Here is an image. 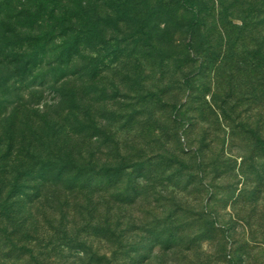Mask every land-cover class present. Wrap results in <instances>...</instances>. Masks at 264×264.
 <instances>
[{
    "label": "rangeland",
    "instance_id": "1",
    "mask_svg": "<svg viewBox=\"0 0 264 264\" xmlns=\"http://www.w3.org/2000/svg\"><path fill=\"white\" fill-rule=\"evenodd\" d=\"M90 1L94 14L105 4L106 39L91 75L84 60L69 67L87 136L42 134L29 111L62 116V82L48 65L19 81L2 67L14 55H0V75L11 73L0 86V264H264V13L250 0H197L192 33L175 0H122L118 23L110 0ZM64 146L89 188L73 183L72 164L46 166Z\"/></svg>",
    "mask_w": 264,
    "mask_h": 264
},
{
    "label": "trees",
    "instance_id": "2",
    "mask_svg": "<svg viewBox=\"0 0 264 264\" xmlns=\"http://www.w3.org/2000/svg\"><path fill=\"white\" fill-rule=\"evenodd\" d=\"M121 1H109L113 6L110 8L108 16H113L117 23L121 22L123 17V8L121 6H124V4ZM101 2L104 3L103 0ZM158 5L147 6L146 18L148 20H151L154 15L158 14ZM250 5H253V7L259 6L256 11L264 13V0H250ZM96 6L101 8L98 14L93 13L94 6L91 7L90 0H0V55L4 53L14 55L13 61L9 62L12 64L2 65L3 70H9L12 74L16 75L15 77L19 78V81H23L29 75L33 76V70L40 72L44 70L43 65H48L50 72L45 75L49 76L53 83L62 82L59 88L61 98L58 104L60 105L61 103L65 106L69 103L63 108L62 116H59V113L52 116L50 114V107L42 114L34 109L29 111L30 114L35 112L36 117H39V121L43 123L41 127L42 134L45 133L51 140H59L63 132L70 135L79 133H86L85 135H88L87 129H89L90 125L77 120L80 123L78 128L75 126L77 121L73 119L77 93L73 90L71 83L77 71L75 70L76 72L74 73V70H70L69 67L77 60H84L86 65L84 69L85 74L90 71L91 75L92 69L89 70L91 63L87 62V60L91 54L92 47L100 45L106 39V28L101 26V22L105 21L103 17L105 4ZM175 6L177 10L181 9L191 14L188 27L192 33H195L203 22V9L200 3L197 0H175ZM15 10L18 11L17 16H14ZM253 26L256 25L250 19V28L252 30L255 29ZM258 44L259 46L255 47L260 48L263 46L261 43ZM259 50L257 51L259 52ZM0 62L2 61L0 60ZM10 72L9 74H11ZM44 73L45 70L40 75ZM9 74L0 75V86L4 84L7 88L6 91L10 89ZM69 89L71 90L68 91ZM2 120L8 122L7 133L9 135H7L6 139H8L9 146L11 147L13 136L19 128L17 125L18 117L14 111H11ZM61 123L67 124V126L62 129ZM50 124L55 125L49 127ZM31 125L29 123L26 124L29 129L33 128ZM258 142L264 154V140L259 139ZM65 149L66 147L64 146L58 151H51L49 155L54 157L46 160L48 162L46 166L49 168L55 167L57 170H65L69 164H72L75 168L79 169L73 183L76 186H80V183L83 182L84 184H81L82 188H89L91 183V176L88 177L89 172L81 170L74 160H64L60 156V153H63ZM18 152L19 150H17ZM27 157H29L28 154ZM4 167L5 170L9 168L5 164L1 165L0 169ZM125 168V165L120 164L117 170L122 171ZM103 169L106 170L105 167ZM17 194L16 190L11 196L15 197Z\"/></svg>",
    "mask_w": 264,
    "mask_h": 264
}]
</instances>
